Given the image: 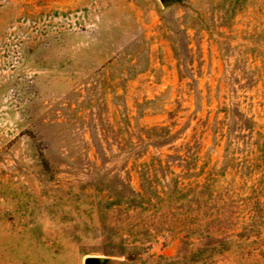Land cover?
Wrapping results in <instances>:
<instances>
[{
	"label": "rangeland",
	"instance_id": "obj_1",
	"mask_svg": "<svg viewBox=\"0 0 264 264\" xmlns=\"http://www.w3.org/2000/svg\"><path fill=\"white\" fill-rule=\"evenodd\" d=\"M88 259L264 264V0H0V264Z\"/></svg>",
	"mask_w": 264,
	"mask_h": 264
},
{
	"label": "trees",
	"instance_id": "obj_2",
	"mask_svg": "<svg viewBox=\"0 0 264 264\" xmlns=\"http://www.w3.org/2000/svg\"><path fill=\"white\" fill-rule=\"evenodd\" d=\"M140 195V194H139ZM138 195V196H139ZM186 194H185V192L183 191V190H180V189H178V188H175L174 189V192L171 194V195H169V196H167L166 197V200H167V202L170 200H172V199H185L187 202H189V200H188V198L185 196ZM141 196V195H140ZM160 196L159 195H157V198H159ZM160 199V198H159ZM161 200V199H160Z\"/></svg>",
	"mask_w": 264,
	"mask_h": 264
},
{
	"label": "water",
	"instance_id": "obj_3",
	"mask_svg": "<svg viewBox=\"0 0 264 264\" xmlns=\"http://www.w3.org/2000/svg\"><path fill=\"white\" fill-rule=\"evenodd\" d=\"M85 264H99L95 259L86 260Z\"/></svg>",
	"mask_w": 264,
	"mask_h": 264
}]
</instances>
